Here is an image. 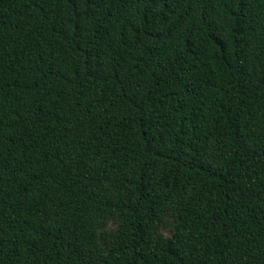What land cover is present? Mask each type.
<instances>
[{
    "label": "trees",
    "instance_id": "16d2710c",
    "mask_svg": "<svg viewBox=\"0 0 264 264\" xmlns=\"http://www.w3.org/2000/svg\"><path fill=\"white\" fill-rule=\"evenodd\" d=\"M0 264H264V0H0Z\"/></svg>",
    "mask_w": 264,
    "mask_h": 264
}]
</instances>
